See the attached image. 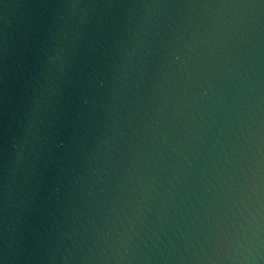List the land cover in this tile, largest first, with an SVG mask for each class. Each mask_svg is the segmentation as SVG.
I'll return each instance as SVG.
<instances>
[{"label":"clouds","instance_id":"obj_1","mask_svg":"<svg viewBox=\"0 0 264 264\" xmlns=\"http://www.w3.org/2000/svg\"><path fill=\"white\" fill-rule=\"evenodd\" d=\"M48 9L0 135V264H264V0Z\"/></svg>","mask_w":264,"mask_h":264},{"label":"water","instance_id":"obj_2","mask_svg":"<svg viewBox=\"0 0 264 264\" xmlns=\"http://www.w3.org/2000/svg\"><path fill=\"white\" fill-rule=\"evenodd\" d=\"M217 118L219 119V115L217 116ZM215 129V124H213V127L212 129H209V135H212V131ZM217 135H219L220 133L217 131L216 133ZM223 138V137H221ZM191 178H189V181H190ZM188 196L191 197V191L189 190L188 191ZM157 203H159V198H157ZM153 219H156V217L153 216ZM159 222V221H158Z\"/></svg>","mask_w":264,"mask_h":264}]
</instances>
